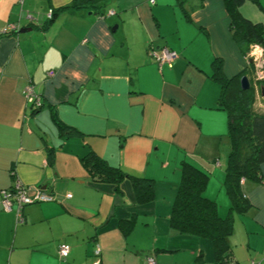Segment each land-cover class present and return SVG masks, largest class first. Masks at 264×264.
Listing matches in <instances>:
<instances>
[{
	"label": "crops",
	"instance_id": "crops-1",
	"mask_svg": "<svg viewBox=\"0 0 264 264\" xmlns=\"http://www.w3.org/2000/svg\"><path fill=\"white\" fill-rule=\"evenodd\" d=\"M73 1L0 0V189L17 179L53 197L24 205L21 222L0 205V264H215L209 240L169 226L182 162L208 172L204 196L232 218L233 261L264 264V163L259 180L241 182L244 213L230 212L224 184L228 119L212 73L219 63L230 79L249 60L223 0H103V13L64 9ZM259 1L240 11L264 24ZM9 24L30 30L2 33ZM149 46L177 57L159 66ZM28 84L40 108L26 102ZM88 151L151 179L154 198L138 202L129 179L94 181Z\"/></svg>",
	"mask_w": 264,
	"mask_h": 264
},
{
	"label": "trees",
	"instance_id": "trees-1",
	"mask_svg": "<svg viewBox=\"0 0 264 264\" xmlns=\"http://www.w3.org/2000/svg\"><path fill=\"white\" fill-rule=\"evenodd\" d=\"M102 1L74 0L64 9L88 8L95 13H103L100 10ZM247 1L254 2L261 8L259 0H223L230 18L232 37L249 60L248 70L226 79L221 74L220 64L216 62L218 64L212 73V77L220 84L218 105L226 111L228 119L230 151L225 166L224 184L230 198L229 210L239 213H244L249 207L242 196L241 182L245 179L259 180L260 166L264 163V105L255 106L264 78L255 80V65L250 61L253 47L264 49V24L252 21L241 13L240 7ZM261 70L264 72V62ZM242 76L249 79L248 89L241 88ZM80 160L94 181L118 185L123 179H129L138 202L145 203L154 198V183L151 179L138 176L122 167L112 166L92 151L85 153ZM180 172V181L169 215L170 229L177 234L209 240L215 264H236L231 258L227 241L232 232V218L230 215L221 217L216 202L204 196L208 172L188 162H182Z\"/></svg>",
	"mask_w": 264,
	"mask_h": 264
},
{
	"label": "built area",
	"instance_id": "built-area-1",
	"mask_svg": "<svg viewBox=\"0 0 264 264\" xmlns=\"http://www.w3.org/2000/svg\"><path fill=\"white\" fill-rule=\"evenodd\" d=\"M111 14L114 12L111 11ZM52 16V10H49L47 13V18H51ZM19 26L17 24H9L6 27L2 29V33H8L10 31L18 30ZM260 52L258 56L253 58L255 61H253L255 65V80H260L264 78V72L261 70L262 62H264V49H262L259 46L253 47L251 52V56H254V52ZM148 54H150L154 61L159 65H168L171 66L172 62L177 57V52L173 50L172 48H169L168 46H162L159 48H154L152 46L148 47ZM257 55V54H256ZM49 75H52L53 72L49 71ZM24 97L26 99V102L29 103L33 108H40L42 106V100L41 96L36 92L34 87L31 84H28L23 91ZM67 197H70L69 194L66 195ZM53 200V197L51 195H48L44 193L39 187H32V186H24L22 183L15 179L13 184L9 188L0 189V205L5 211H10L12 208H15L17 210V221L21 222V208L24 205L32 204L36 202H42V201H51ZM57 253L59 258L64 259L66 258L70 253V246L66 243H61L58 246ZM99 253V250H95V255ZM146 264H156L155 259L153 256H148L146 258ZM223 264V263H220ZM224 264H233L231 262H225Z\"/></svg>",
	"mask_w": 264,
	"mask_h": 264
},
{
	"label": "water",
	"instance_id": "water-1",
	"mask_svg": "<svg viewBox=\"0 0 264 264\" xmlns=\"http://www.w3.org/2000/svg\"><path fill=\"white\" fill-rule=\"evenodd\" d=\"M26 30H30V28H20L19 32H25ZM240 85L242 89H248L250 87V82L247 76H242L240 78ZM261 95L264 96V85L260 86Z\"/></svg>",
	"mask_w": 264,
	"mask_h": 264
},
{
	"label": "rangeland",
	"instance_id": "rangeland-1",
	"mask_svg": "<svg viewBox=\"0 0 264 264\" xmlns=\"http://www.w3.org/2000/svg\"><path fill=\"white\" fill-rule=\"evenodd\" d=\"M253 52V51H252ZM260 52H254V56L252 57L251 55H250V57H251V60L250 61H255L253 58H255L256 56H258V55H256V54H259ZM261 103H262V105H264V99H262V101H261ZM203 264H206V263H203Z\"/></svg>",
	"mask_w": 264,
	"mask_h": 264
}]
</instances>
